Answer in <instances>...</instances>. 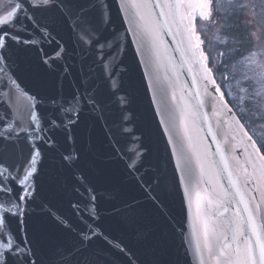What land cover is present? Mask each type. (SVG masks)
<instances>
[{"label":"water","instance_id":"obj_1","mask_svg":"<svg viewBox=\"0 0 264 264\" xmlns=\"http://www.w3.org/2000/svg\"><path fill=\"white\" fill-rule=\"evenodd\" d=\"M159 2L148 0L142 18L128 0H75L96 29L98 43L87 44L69 18L36 10V22L17 33L28 42L0 49V165L39 151L23 185L27 200L9 220L18 251L27 253L16 264H217L197 251L204 221L231 242L230 221L246 219L229 176L250 210L259 204L264 232L249 155L264 162L244 136L251 133L203 79V65L190 62L183 33L160 16ZM105 42L112 47L102 55ZM201 50L208 56L204 43ZM72 105L78 118L62 111ZM28 108L39 120L19 140L13 133L6 148L8 125ZM198 196L215 198L211 207L201 203L199 216ZM0 204L4 219L9 205L3 197ZM3 243L0 254L8 252Z\"/></svg>","mask_w":264,"mask_h":264},{"label":"snow or ice","instance_id":"obj_2","mask_svg":"<svg viewBox=\"0 0 264 264\" xmlns=\"http://www.w3.org/2000/svg\"><path fill=\"white\" fill-rule=\"evenodd\" d=\"M129 6L137 9L138 14L144 17L143 13H140V9L148 8V0H128ZM75 0H16L13 4V0H0V9L3 10V15H0V49L6 48L9 41L16 43H27L28 41H21L18 31L26 28L25 22H36L34 12L40 10L42 12H59L60 15L66 16L72 21V27L78 29L81 35L78 39L82 44L98 43L92 39L93 33L96 29L92 26V21L88 19V11L83 7L75 6ZM155 7L160 9V16L164 18L166 23H170L172 27L177 29L175 35H181L183 33V40L187 42L186 53L189 56V60L192 63L203 65V79L208 80L209 83L215 86V92L219 94L220 100L223 102L227 93L222 92L223 85H216V81L212 74V70L207 67L205 63L208 61V56L201 50V44L204 43L200 39V34L195 31L194 21L199 20H211L213 15L218 13L221 7L227 9L242 10L248 7L247 4L237 3V0H160L155 4ZM28 10V14L21 17L20 13ZM255 11V6L253 7ZM151 13L148 14L150 16ZM99 19L103 21L102 11L99 13ZM47 35V32H43ZM223 43V41H221ZM107 46L111 48L112 45L108 42L100 44L101 54L103 55V49ZM57 56L60 55L58 52ZM223 56V53H221ZM112 59L115 60V54L112 55ZM264 67V66H261ZM104 71L109 73L110 69L107 63L104 64ZM261 86L264 87V73L260 76ZM239 92H245L243 87H240ZM261 93L255 94L256 98H259ZM74 101H77V97H73ZM91 100V97H89ZM242 105H247L249 102L244 97L240 98ZM227 106V105H225ZM76 105H72L68 108L62 109L66 114L75 113L78 118V112L75 111ZM232 111L231 108L228 109ZM242 111L246 112V107L242 108ZM15 119L17 124L13 126L11 123L8 125V133L4 134L3 139L8 141L6 148H13L14 143L12 141V134L14 133L19 140L22 133H26L32 124V121L39 120L36 112L31 108L23 110L22 114H18ZM257 119H260L258 116ZM69 119V123H73ZM52 126L56 124L53 121ZM243 130L247 127L244 124L240 125ZM244 136L247 141L252 143V147L255 149V154L258 161L264 162V156L259 155L260 149H256V142L253 140V135H249L244 132ZM39 138V137H37ZM27 140L28 137L26 136ZM261 148H264V141L260 142ZM39 155L38 150H32L29 148L28 158L23 164L14 166L0 165V197L8 203V207H4L5 218L0 219V240H3V247L8 250L6 254H0V264H9V258L11 257L14 264L19 261L21 256L26 257L27 253H20L18 251L19 245L14 243L15 237L12 234L9 226V220L12 217H16L19 211V203L27 200V195L23 185L29 182L34 169L31 168V164L35 162L36 156ZM252 154L249 155L248 163L251 164L252 173L251 176L257 181V191L262 198L261 202L264 203V163H257L251 159ZM15 169V171H14ZM227 171V168H225ZM247 172V169H245ZM229 182L232 188L235 190V194L239 197V203L244 206V212L246 213V219H234L230 221L232 237L231 242L228 241L227 235H221L218 233L215 225L209 220H205L203 223V241L197 243V251H206L210 256H213L217 264H264V232L260 230L257 225V215L259 213L260 206L256 205L255 212L250 210L248 203L242 196L239 188L232 177L229 176ZM247 182V181H246ZM204 203L207 207H211L215 202V198L197 197L196 206L198 216L200 212V205ZM3 207V204H0ZM8 237H12L13 242H8ZM235 245V247H233ZM13 254H15L13 256ZM26 264V262H25Z\"/></svg>","mask_w":264,"mask_h":264},{"label":"rangeland","instance_id":"obj_3","mask_svg":"<svg viewBox=\"0 0 264 264\" xmlns=\"http://www.w3.org/2000/svg\"><path fill=\"white\" fill-rule=\"evenodd\" d=\"M237 3L248 7L242 10L221 7L211 20L200 21L197 29L209 53V64L216 70L237 112L245 119L248 130L264 141V87L260 83L264 73L261 67L264 66V0H237ZM234 26L244 32V40L228 35ZM240 87L246 91L239 92ZM257 92L261 93L259 98L255 97ZM241 97L249 101L246 106L242 105ZM244 107L246 112L242 111Z\"/></svg>","mask_w":264,"mask_h":264},{"label":"trees","instance_id":"obj_4","mask_svg":"<svg viewBox=\"0 0 264 264\" xmlns=\"http://www.w3.org/2000/svg\"><path fill=\"white\" fill-rule=\"evenodd\" d=\"M200 20L197 21V24H199ZM230 28V27H229ZM232 29V31L228 34L229 36L235 38L236 40H244V37H245V34L243 31H241V29H239V27L235 28L234 27H231L230 30ZM199 27H198V31H199ZM242 42V41H241ZM211 65V64H210ZM214 74L215 75H218L216 70H214ZM236 109V108H235ZM239 114V113H238ZM239 116L241 117V119L243 120L244 122V118L242 117L241 114H239ZM245 124V122H244ZM246 125V124H245ZM247 126V125H246ZM248 128V127H247ZM249 129V128H248ZM250 131V130H249ZM253 135V134H252ZM254 136V135H253ZM255 137V136H254ZM255 139L257 140V142L260 144V140H258L256 137ZM264 153V152H263Z\"/></svg>","mask_w":264,"mask_h":264},{"label":"flooded vegetation","instance_id":"obj_5","mask_svg":"<svg viewBox=\"0 0 264 264\" xmlns=\"http://www.w3.org/2000/svg\"><path fill=\"white\" fill-rule=\"evenodd\" d=\"M204 45H205V43H204ZM206 52H207V51H206ZM207 54H208V58H209V60H210L209 53L207 52ZM212 70H213V68H212ZM213 72H214V70H213ZM215 78H216L217 82L219 83V85H221V83H220V81H219V78H218V75H215ZM222 89H223L224 93H227L226 90H225L224 88H222ZM226 99H227V101L230 103V105L233 107V109L236 111V113L238 114L237 110L235 109V106L233 105V103H232L230 97L228 96V93H227V95H226ZM238 116H239V114H238ZM239 118L241 119L240 116H239ZM241 121L243 122L242 119H241ZM244 122L246 123L245 119H244ZM244 122H243V123H244ZM255 140H256V139H255ZM256 141H257V140H256ZM260 142H261V141H260ZM257 143H258V142H257ZM258 145H259V147L261 148V144L258 143ZM261 150H262V152H264V148H261Z\"/></svg>","mask_w":264,"mask_h":264}]
</instances>
